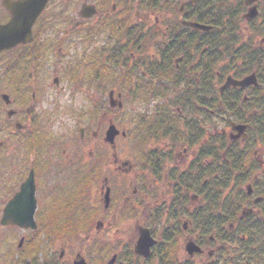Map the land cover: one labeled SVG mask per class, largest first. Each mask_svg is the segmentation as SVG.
Instances as JSON below:
<instances>
[{"label":"rangeland","instance_id":"obj_1","mask_svg":"<svg viewBox=\"0 0 264 264\" xmlns=\"http://www.w3.org/2000/svg\"><path fill=\"white\" fill-rule=\"evenodd\" d=\"M137 1L140 0H109L108 10L111 12L112 5H116V11L112 13L113 16L110 18V21L114 22L118 18L123 17L126 19L125 27L130 30H138L137 38H140L141 42L147 46L144 56L138 54L137 48L130 45L131 43L128 44L135 36L130 38H125L124 35L120 36L118 40L115 41L114 39V42L117 44L107 40L106 34L101 35L100 31L93 34L91 39L86 36L85 33L89 25L77 18L78 13L84 3L96 5L99 12H104L100 7L102 6L101 0H70L69 2L67 0H53L47 9L45 21L51 22L52 26L54 22L58 21L57 24H54L56 29L70 27L69 24L76 25L75 27H77L79 35L72 42L68 57L63 60V63L60 59L54 62L53 60L56 59V56L55 58H51L50 55L47 61L44 62L43 74L45 77L56 75L59 78L60 86L57 89H50L46 97L39 98L41 102L39 113L41 117L39 122L41 136L43 137V141L45 139L52 140L59 146V150L57 149L55 153H58L60 159L63 157V150L67 149L72 161L70 167V171H72L71 175L69 174L70 171H65L64 174V171L60 168L61 166L57 168V172L61 173L57 176L56 181L61 182L65 179L69 186L68 189H66V184L65 187L56 188L53 186L51 200L47 203L49 208L47 215L49 219L51 217V223L62 222L53 218V215L59 214L62 209L68 206L69 202H73L78 198L79 204H77L76 208L79 209V212L74 211L75 217L83 219L86 216H92V219H89L88 223H85L87 224L86 230L82 227L76 235L61 238L49 237L42 228L46 223H38L39 230L37 232H24L16 227L1 229L0 264H9L15 260L14 264H19L18 259L20 256L29 252L31 244L29 245L27 242L26 246L24 245L19 249L22 237H25L27 241H33L34 238H43L39 240L38 248L40 252L37 255V264H73L76 254H81L87 264H108L115 255L118 258L114 264H160L157 259L146 260L143 257L138 258L133 253L139 227L155 229V238L162 244L163 240L161 237L164 225L158 223H179L181 227L184 226L183 224L187 225L186 230L177 228L181 232H178L180 234H177V236L174 235L175 244L170 249L175 255L174 257L181 264H185V261L188 260L192 264H212V261L214 264H232L238 260L240 261L242 251L244 250L232 246L231 250L227 251V254L221 256L218 253L219 250L221 251V244L218 243L217 238L213 242L210 241L212 243H209L208 239L215 237L210 235L206 236V242L203 245L204 253L202 255H195L194 253L192 257H189L190 254L187 253L185 248L192 239L198 242V234L195 233L194 228H192L186 219L188 218L187 212H184L182 216H178L176 219H173L169 214L158 219V215L156 216L153 212H150V209H153L155 205H160L163 201L169 204L173 200V190L168 187L167 180L157 182L152 189L154 193L147 190L146 187L149 184V181H147V186L142 191V200L136 199L135 203L130 202L127 208H124L123 205L126 198L132 199V188L136 185L137 172L141 170V165L139 164L141 160L138 157L139 153L136 152L139 133L135 128L134 122L141 113L148 112L151 114L160 105H165L175 110L178 107L177 100L186 99L190 94L196 96L195 100L191 99L192 97L190 96V100L187 103H179L180 106L184 107L182 108V112L186 116V120L192 124L194 122L197 124L198 130L195 133L192 129L190 131L199 140L198 147L193 149L192 152L178 153L177 165L179 166V172L187 170L193 158L201 160L204 168L196 164L197 167L195 169L196 176L201 178V180L198 179L201 183L202 180L207 182L209 177L211 178L212 171L217 170V172H222L224 166H227L226 164H231L226 157V152L228 153L227 144L229 145L232 142L229 139V135L232 134L238 137L239 133L234 130V126H238L239 123L247 126V128L249 126L245 122H240L234 112L245 118L251 117L256 112H254L252 104L249 106L248 100H245L243 96L240 102H238L237 109L233 110V114L226 108H223L222 113H219L220 111L211 108L209 104L213 100H216L217 97L219 98L228 77L255 75L252 73L256 72L259 78L258 72L253 69V66H256L261 58H264V5L261 3L258 8L260 16L249 23L244 16L247 13L246 6L244 5L245 0H223L228 14L237 9V20L239 21L240 29L236 37L232 41H227L228 44L223 47V50L221 49L218 52L220 56L217 55V59L216 57H206L210 49L207 44H203L204 35L188 34L190 31L183 30L184 27L182 28V18L179 11L183 4H197L201 9L210 3V0H177L172 7L170 6L169 8V5L163 7V12L152 11L149 7H145V4H140V2L137 4ZM220 1L222 0L218 2ZM213 2H217V0H213ZM172 10L179 11V14ZM102 12L94 19L95 23H100L103 18L106 19ZM137 14L141 16L149 15L151 19L148 21L136 20ZM70 16L72 17L69 19ZM177 35H181L182 41L180 43L186 53L185 55L180 52L174 54L173 57H169L164 53H157L156 56L153 54L155 48L164 47L163 45L170 43L171 38H177ZM188 35L191 37H186ZM224 39L225 35L223 36ZM224 42L221 44L222 46ZM121 45L123 48L127 45L124 55L128 54L131 60L128 62V66L118 65L111 67L110 64L108 65L109 56L115 54L121 48ZM212 47L211 44L210 48ZM97 49H102L103 51H101V56L94 61L93 56ZM253 52L258 54L257 61H254L251 57ZM86 56L88 58L91 56V59L95 63V65H92L91 74L88 67H79V63L84 62ZM181 58L182 60H180ZM152 59L154 60L153 63L157 66L165 67L170 63L169 65H172L176 69L177 64L179 65L178 71L187 70V74L190 71L189 76H186L187 78L185 79L183 77L182 82L177 86L174 87L173 85L170 88H166L165 91L167 92L163 91V93L168 97H163V95L156 96L154 94L147 101L135 100L132 93L114 81L113 78L127 72V68L132 67L135 62L138 63L143 60L149 65ZM102 61L105 62V65ZM254 62L256 63L254 64ZM145 63L141 64V68L136 67L135 73L142 74L148 80ZM108 66L112 72L110 81L107 75ZM102 69L103 73L100 72L98 74L99 70ZM93 73L104 80L101 81L98 77L93 80ZM260 87L261 91L262 89L264 90V78L260 81ZM115 88L118 89L116 93H122L124 103V109L119 112L116 111L117 113L111 112L112 110L110 111L108 102V93ZM161 88L158 87L159 90ZM51 91L58 92L55 98L54 95H51L53 94ZM229 99L232 101V98ZM203 100L206 101L205 107H201L200 104ZM102 105H105L104 109H101ZM232 105L235 104L233 103ZM110 121L121 131L127 132L126 137L120 136L115 140V151L105 143L106 131L110 126ZM255 122L259 124L258 128L251 129L252 127H249L248 136L246 131L244 135L240 134V138H246L247 136L244 141L246 145L242 146V144L238 143L237 146L239 148H237L234 142L231 143L232 148L230 149L238 150L239 152L247 150L248 147L252 149L254 162L250 167H253L254 173L249 178L252 181L247 179L250 170L246 174L240 173L235 170L234 164H232L229 167L231 168L230 171L234 169L237 171V177L247 180L237 186L234 185L236 182H233L234 184L225 191V196H230L232 201L240 202V217L243 211L253 209L255 214L262 217L261 221H264V188L260 186L263 185L264 181V147L261 142L258 143L256 140L261 131L260 129L263 128L264 131V126L260 118L255 119ZM186 127H189V125H186ZM84 128L87 129L86 142L80 144V130ZM237 133L238 135H236ZM94 134L96 135L94 136ZM223 145L225 149L221 150ZM153 146H155L154 143L150 145V147ZM114 154L121 161L129 162L134 167L136 166L135 171H132L130 174L116 173L111 165ZM213 155L216 156V161ZM218 155H220V159ZM55 157L57 158V156ZM218 160L221 161L222 165H217ZM78 162L81 164L78 165ZM82 165L84 170H81ZM125 168H129V165ZM202 171L204 172L200 175ZM65 176L68 177L65 178ZM105 178L108 179V185L113 189L115 195V200L110 207V215H106L107 213L104 211L102 189L105 187ZM56 181H53L54 185ZM249 185H252L254 194L251 193L242 202L240 196H243L245 193L248 194L250 191ZM79 191H83V193L75 195ZM67 196L70 197L67 198ZM146 196L149 197L148 201L145 200ZM254 200H256L255 203ZM188 201L189 209L191 207V209L195 210L200 206L201 198L196 193L193 197L190 196ZM41 205L42 209L47 210L46 205ZM130 207H133L134 213L132 215H129ZM113 214H117L118 219H121V223H111ZM251 218L249 215L243 219L245 222L247 221L246 223L259 222H255V219ZM178 219L180 221H177ZM102 220L104 221V227L98 231L96 230L97 221ZM62 250H64V254L61 259L60 254ZM212 250L216 252L213 256H210L209 253ZM257 251H259V247H254L251 251L255 257L258 255ZM28 261H25V264L29 263ZM30 264H32L31 261Z\"/></svg>","mask_w":264,"mask_h":264},{"label":"flooded vegetation","instance_id":"obj_2","mask_svg":"<svg viewBox=\"0 0 264 264\" xmlns=\"http://www.w3.org/2000/svg\"><path fill=\"white\" fill-rule=\"evenodd\" d=\"M23 0H0V26H4L9 24L12 19L13 15L11 12L12 8H15L20 2ZM70 0H67L69 2ZM109 0H101V10H104L102 14L105 15L106 19L103 18L100 23H95L94 19L101 14L99 12V9L96 5H94L97 9V15L91 19L88 20H82L81 19V11L78 13V19L81 21H84L88 23V28L86 30V36L91 39L93 37V34L97 33L98 31L102 34H106V39L109 41H112L114 44H117L115 41L118 40V38L121 36H125V38L134 37L133 40H131L130 45H133V47L137 48L139 38L138 37V30H130L127 27H125V21L123 17L118 18L116 21L111 22L110 18L113 16L112 13L116 11L117 6L112 5L111 12L108 10L109 6ZM197 1V0H195ZM53 0H50L46 10L44 13L38 18V20L35 22L33 28H32V35L30 40L26 42V44H19L15 46L12 49L3 51L0 53V232L1 229H9L12 226L3 227L1 226L2 218L5 214V212L11 211V206L15 198L22 192L23 186L27 183L29 180L30 175L32 172L34 173V184H35V198H36V214L35 219L37 223H51V219L48 218L47 211L48 206L47 203L51 200V194L53 191V186L61 187L66 184V189H68V184L63 179L61 182L56 181L57 176L61 172H57V168L61 166V170H63L64 174L65 171H70L71 167V160L68 155L67 149L63 150L62 158L58 156V153L55 151L58 149L59 146L55 142L50 141H43V137L41 136V126L39 124L41 117L39 116L40 110H41V102L39 100L40 97H46L49 94L50 89H57L60 85L59 78L55 75L52 77L46 76L43 74V68L45 67L44 62L47 61L48 56L50 55L51 58L56 59L53 60L54 62L58 59L63 60L68 57L69 48L72 45V42L75 40L76 36L78 35L77 27L76 25L69 24L70 27L67 28H58L56 29L54 27V24H57L58 21L54 22L53 26L52 23L49 21H45V14L49 6ZM145 4V0L137 1V4ZM261 3L264 5V0H259L257 2H253L252 4L248 5L244 1V5L246 6L247 15L252 8H256L258 15L260 16L259 6ZM152 5L153 2L151 3ZM85 5H89L87 3H84L81 7L82 8ZM189 5H195V4H183L180 9V15L182 18L181 24L183 30L190 31L188 34H203L205 31L203 30H196L192 27L184 25V23H198L202 26L200 22L196 21L198 18H194L193 16L196 14H200V10H192L187 11V8ZM244 15V16H245ZM72 16L69 17V19ZM136 20L140 19L142 21H148L150 20L149 15H140L137 14L135 17ZM189 19H194V21H191ZM256 19V18H254ZM251 20L250 22L254 21ZM68 20V18H67ZM249 22V23H250ZM98 25V26H97ZM124 33V34H122ZM129 35V37H128ZM186 37H190L189 35ZM88 39V40H89ZM182 41V39H181ZM90 43V42H88ZM127 44V45H128ZM181 44V43H180ZM126 45V46H127ZM126 46L123 48L121 45V48L116 51L115 54H112L109 56V60L111 61L113 58L115 65L122 66V55L124 56V51H126ZM169 48H172V46L169 44L166 45V49L169 50ZM103 51L102 49H100ZM57 53H56V52ZM181 54L185 55V51L183 50L182 46L180 47ZM123 53V54H122ZM166 55V54H165ZM86 58H88L86 56ZM90 58V57H89ZM183 58V57H182ZM182 58L180 60H182ZM179 60V61H180ZM152 60L150 63H153ZM125 66H128V62L125 64ZM179 65L176 64V69L178 70ZM23 72L26 74L23 75ZM190 72V71H189ZM188 72V73H189ZM237 80H243L246 76H239L233 77ZM229 78V77H228ZM260 86V84H259ZM258 87H247L245 89H242L240 87H229L230 89H238L242 92H240V95L245 98V100H248V93L249 91L253 90V88L258 89ZM48 90V91H47ZM52 92V91H51ZM222 92V91H221ZM234 92V91H233ZM236 92V91H235ZM55 96L58 94V92H52ZM237 93V92H236ZM262 95L264 96V90L262 89ZM53 98V97H52ZM2 102V103H1ZM213 102H211V108H213ZM102 109L105 108L103 105L101 107ZM205 110V109H204ZM217 110V109H216ZM217 112V111H216ZM113 123L110 121V124ZM86 134L87 129L84 128V136L83 140H80L79 142L81 144H84L86 142ZM190 135L188 139L185 140L184 145L173 155V157L167 158V153L163 152L162 160H159L156 158V160H152L151 158H148L146 163H140L141 170L137 172V176L135 179L136 185L132 188L133 195L132 199L126 198L125 204L123 205L124 208H127L130 202L135 203L136 199L142 200V191L143 188L147 186V181H149L148 186L146 187L147 190L150 192L154 191L153 186L157 184V182H161L163 180H167L168 187L172 188L173 194L178 192L180 190V176L181 172H179L178 169L175 167L170 166V161H173L174 165H177L178 161V153L182 152H192L193 144V134L191 131L188 132ZM96 134H94L95 136ZM192 136V137H191ZM42 139V140H41ZM229 139L232 141L231 143H240L242 146H245L246 143H244L245 140H238L236 136L229 135ZM242 139V138H241ZM197 142L198 139H195ZM189 141V143H188ZM227 144V150L230 149V145ZM224 147V145L222 146ZM164 148H167V145H164ZM163 148V149H164ZM160 150V149H159ZM57 156V158L55 157ZM149 157V155H148ZM214 160L215 155H213ZM155 158V157H154ZM63 159V160H62ZM194 160V159H193ZM192 160V161H193ZM192 161L190 162V166L187 170L183 171L184 173H187L188 178H184V181L182 182L183 187L190 191V196L193 197L194 194L199 193V188L202 189V184L200 181H197L199 177L197 176V179L195 180V169L197 165H193ZM162 162H165L163 169H161ZM81 163L78 162V165ZM113 166L114 171L118 174H130L132 171H135L136 166L134 167L129 162H123L121 161L116 154L113 155V162L111 164ZM129 165V168H125ZM146 165V166H145ZM83 166V165H82ZM72 171L69 172L71 175ZM149 174V175H148ZM147 175V177H145ZM211 175L217 176V170H214L211 172ZM68 176H65V178ZM187 179V180H186ZM53 181H56V184L54 185ZM152 181V182H151ZM256 181V177H255ZM109 181L107 178L104 180V186L102 190L105 194L107 189L110 190V207L112 202L115 200V195L113 193V189L108 185ZM107 186V187H106ZM199 187V188H198ZM248 188L250 191L248 192V196L251 195V193L254 194V190L252 189V185H249ZM43 197V201H42ZM68 197V196H67ZM148 198V199H147ZM145 200L148 201L149 197L146 196ZM164 200V199H163ZM162 200V201H163ZM264 200V199H263ZM256 200H254L255 203ZM46 205L47 210L42 209V205ZM171 203H167L166 201L161 202L160 205H155L153 209H150V212L154 213V215H158V219L160 217H165L166 215H170L171 211ZM110 207L108 209L104 208L106 215H110ZM23 206L19 203L14 206L13 211L18 213H13L15 215L21 216V210ZM69 208L65 207L62 211H67ZM190 210L191 207H190ZM129 215H132L133 207H130ZM67 213V212H64ZM259 216L258 214L254 213L253 209H248L247 211H243V214L241 215L242 218H246L248 216ZM75 216V215H74ZM76 222L74 223H88L89 219H92V216L84 217L83 219L75 218ZM111 223H121V219L119 220L117 217V214H113L111 218ZM58 221H62L61 223L66 222V218L61 216ZM99 221H97L98 223ZM104 223V221H101ZM188 222L191 224L192 228H194V231L196 234H198V242L196 240H191L189 243L194 244L196 247H198L201 252L196 253L195 255H202L204 253L203 249V232L201 231V226H196V223H193L190 219H188ZM164 225V231L162 233L161 239L164 242V239L166 236H168L171 232H173V238L174 235L177 236V228L186 230L187 225L183 224L184 226L181 227L179 223H158ZM198 229V230H196ZM142 230H148L151 237L155 241V244L151 248V254L149 257L144 259H158V251L157 247L161 245L159 241L155 238L156 230L150 229L147 227H139L137 232V238L136 243L134 246L133 253L136 257H142L137 252V246L138 242L140 240L141 232ZM210 241L214 240V237L209 238ZM162 242V243H163ZM188 243V244H189ZM187 244V245H188ZM186 250V248H185ZM216 251L212 250L209 255L213 256ZM188 253V252H187ZM64 252L60 254V258H63ZM133 256V254L131 253ZM79 254H76L77 258ZM116 261H117V256ZM156 257V258H155ZM190 257V256H189ZM76 259L73 264H75ZM212 264L213 261H212Z\"/></svg>","mask_w":264,"mask_h":264},{"label":"trees","instance_id":"obj_3","mask_svg":"<svg viewBox=\"0 0 264 264\" xmlns=\"http://www.w3.org/2000/svg\"><path fill=\"white\" fill-rule=\"evenodd\" d=\"M177 0H145V7H149L152 11H158L163 12L162 9L166 5H169L172 7L174 3ZM217 0V2H213V0H210V3L206 4L203 8H199L197 4L195 5H189L187 8V11L192 10H200V14H196L193 17L198 18L196 21L200 22L203 25L210 26L212 29L208 32H204L202 35L205 36L203 38V44H207L210 51L207 52L206 57L207 58H217L220 56V50H223V47H225L228 43L227 41L233 40L236 37V34L239 32L240 26L239 21L237 20V9H234L235 11H232L231 14H228L225 10L224 1ZM150 2H153L154 5H152ZM174 7V6H173ZM174 11V10H172ZM180 11V10H179ZM179 11L175 10L174 12L179 14ZM191 21H194V19H189ZM225 35V39L223 40V36ZM178 36V35H177ZM190 36V35H189ZM164 37V35H163ZM191 37V36H190ZM223 40V41H222ZM225 41V42H224ZM181 35H179L177 38H171L170 45L172 48L166 49V45H163L162 48H155L153 50V54L155 56L157 53H164L169 57H173L174 54L180 51L181 47ZM224 42V45L221 44ZM212 44V48L211 47ZM161 46V45H160ZM221 46V47H220ZM147 49V46L141 42V39L139 38L138 46H137V52L141 56H144L145 50ZM101 50L97 49L94 52L93 60H97L101 56ZM126 53V52H125ZM123 54V53H122ZM251 57L254 59V61H257L258 54L256 52H253ZM91 58V56H90ZM114 59V58H113ZM110 61V64L115 65L116 63L114 60ZM88 59H85L84 62L79 63V67H88L87 65L92 64V61L89 59V62H87ZM131 60L130 56L126 54V56L122 55V63L125 67V64ZM153 60V59H152ZM154 61V60H153ZM102 63L105 65V62L102 61ZM139 63V65H138ZM135 62V64L132 67L127 68V72L121 73L118 76V81L121 86H123L126 90L131 92L133 94V98L140 99L141 101H147L151 96L154 94L156 96L163 95V97H168L164 92L166 88H170L174 85L177 86L179 83L182 82L183 77L184 79L187 78L186 76H189V73L187 74V70H176L174 67L167 64L165 67L157 66L154 63H150L147 65L143 60L139 62ZM146 64V70L148 74V80L145 76L139 73H135V68H141V64ZM256 62H254L255 64ZM109 65V63H108ZM252 67V66H251ZM254 70H257L259 75V81H262L264 78V58H261L256 66H253ZM110 71L108 67V72ZM26 74L23 72V75ZM186 74V75H185ZM74 79V77H73ZM104 80V79H102ZM190 81V79H188ZM158 87H162L161 90L158 89ZM234 91V92H233ZM237 93H236V92ZM169 92V91H168ZM240 90L238 89H230L227 88L224 91H222L219 95V98L217 97L216 100H213V108L220 111L219 113H222L223 108H226L231 114H233V110L237 109L238 102L241 100ZM261 88L255 89L249 91L248 93V103L249 106L252 104L254 108V112L256 114L252 115L249 118H245L242 115H238L237 112L235 113L236 118L239 119L240 122H245L246 124H249L251 129L258 128V123L255 122V119H261L263 126H264V96L262 95ZM192 97L191 99L195 100L196 96L194 94H190ZM190 96H188L186 99H181V101L177 100L178 107L174 109H170V107L165 105H160L157 107L156 111L152 114L141 113L136 121L134 122L135 128L138 131V142L137 144L141 149L146 153L145 159L146 161L148 158H151L152 160L159 159L162 160L163 152L167 153V158H172L173 154L176 153L185 143V140L190 138L188 132L190 129L195 133V131L198 130L197 124L194 122L192 124L191 122L186 120V116L183 115L182 112V106L179 105L180 102H188L190 99ZM229 98H232V101H230ZM164 99V98H163ZM180 99V98H179ZM243 100V99H242ZM192 101V100H191ZM235 105H232V104ZM258 103V104H257ZM201 107H205L206 101H202ZM211 107V104H209ZM233 107V108H231ZM261 107V108H260ZM186 125H189V127H186ZM258 136L256 137L258 143L261 142V144L264 147V131L263 128L260 129ZM251 131V130H250ZM192 137V136H191ZM193 144L192 148L198 147V143L193 137ZM155 141L156 143H165L167 145V148L164 149H155L153 151H146V148L150 144L149 142ZM189 143V141H188ZM190 144V143H189ZM238 143H236V146ZM232 148V145L230 149ZM239 148V146H237ZM236 148V149H237ZM225 147H221V150H224ZM228 150V153L226 152V157L229 163L226 164L227 166H224L222 172H217L216 175H211V178L209 177L208 181L202 180V189L199 187V197L201 198L200 206L197 209H189V201L188 198H190V191L185 189L183 187V181L184 178H188L187 173L181 172L180 176V190L173 194V200L171 204V211L170 216L173 219H176L178 216H182L184 212H187L188 218L187 220L191 219L193 223H196V226H201V231L203 232V242H206V236H215L214 239L217 238L218 243L221 244V251L219 250V254L223 256V254H227L228 250L232 248V246H235L237 248H240L242 251L241 259L237 262H233L232 264H264V221H261L262 217L258 216H251L253 219H255V222L257 223H246L242 217H240L239 209H240V202L238 201H232L230 199V196H225V191L230 188L233 182H236L234 184L235 186L240 185L241 183L246 182L247 179L251 178V175L254 173L253 167L250 166L253 164V155H252V149H248L245 151L238 152L236 150ZM220 150V149H219ZM220 153V152H218ZM206 154V152H205ZM149 155V157H148ZM155 157V158H154ZM218 158L220 159V155H218ZM194 159V158H193ZM193 165H200L202 168H204L203 163H201V160L194 159L192 161ZM166 163L162 162L161 169H163L164 165ZM232 164H234L235 170H237L240 173H247L248 170H250L248 178L247 179H240V177H237V174L234 169L230 171ZM217 165H222L221 161H217ZM146 166V165H145ZM176 168V167H175ZM249 168V169H248ZM177 169V168H176ZM81 170H84V167L81 168ZM204 171L200 172V175L203 174ZM80 173V172H79ZM232 173V175H231ZM208 174V172H207ZM197 179V176L194 178ZM201 180V178H199ZM252 181L251 179H249ZM198 181V179H197ZM206 182V184H205ZM264 188V181L263 185H260ZM83 191L77 192L75 195H81ZM264 194V191H263ZM70 197V196H69ZM67 197V198H69ZM248 194L245 193L243 196H240L242 198V202L247 199ZM232 198V197H231ZM238 198V197H236ZM235 198V199H236ZM231 200V201H230ZM77 204H79V199L76 198L73 202L68 203V210L67 211H60L59 214L56 213L53 215V218L58 219L63 216L66 218V222L64 223H46L45 226H42L44 232L50 236H54L56 238L66 237V236H74L76 235L79 230L83 227L86 230L85 223H74L76 222V217L74 211H78L79 209L76 208ZM67 212V213H64ZM251 218V219H252ZM51 219V217H50ZM176 221V220H175ZM177 221H180L178 219ZM237 228V230H235ZM198 230V229H196ZM178 232H181L180 230H177V234H180ZM39 233V232H38ZM42 233V232H41ZM43 238L40 237L34 238L33 241H27V244H31L29 247V252H27L24 255V259L30 260L32 264H37L38 259L37 255L40 252L39 246V240H42ZM209 240V239H208ZM209 243L210 240L208 241ZM216 242V241H215ZM175 244V238H173V232H171L166 238L164 239V242L157 247L158 251V259L157 261L160 262V264H181L174 256L172 251L170 249L173 248ZM254 247H259V251L256 253L258 254L256 257L252 254V249ZM225 258V257H224ZM36 261V263H34ZM30 264V263H26ZM185 264H192L191 261H185Z\"/></svg>","mask_w":264,"mask_h":264},{"label":"water","instance_id":"obj_4","mask_svg":"<svg viewBox=\"0 0 264 264\" xmlns=\"http://www.w3.org/2000/svg\"><path fill=\"white\" fill-rule=\"evenodd\" d=\"M49 0H23L20 2L15 8L11 9L13 19L12 21L5 25L0 26V53L14 48L18 44H26L28 40H30L32 35V28L36 22V20L40 17L42 12L44 11ZM259 0H246L248 5L253 2H257ZM96 10L94 7L85 6L81 12V17L83 19H89L93 15H95ZM255 16H257V9L254 7L250 10V12L246 15V18L251 20ZM187 26H190L194 29H202L209 30L204 26H200L199 24L187 23ZM257 78L256 75H252L244 79L243 81H236L231 77L228 78L226 85L223 87L227 88L230 86L233 87H241L246 88L249 86H257ZM121 97V96H119ZM113 93H111V105L113 108H122L123 104L121 101L114 102ZM234 130H236L239 135L236 137L240 138L241 135L245 134L247 130V126L238 125L234 126ZM120 132L114 127L111 126L106 133V142L110 145L114 146L115 139L119 136ZM241 134V135H240ZM125 135V134H124ZM105 208H108L110 204V190L107 189L104 197ZM21 204L23 206L21 212V216L15 215L18 212L13 211V208L17 204ZM37 209L36 198H35V186L33 183V175H31L30 179L23 186L22 192L15 198L12 203L11 211L5 212L1 225L8 226L14 225L23 230H33L35 231L37 227V223L35 221V213ZM15 213V214H13ZM102 223H98L97 228L100 229L102 227ZM23 243V239L21 240L20 246ZM155 244V241L151 237L148 230H142L140 240L137 246V252L145 257H149L151 254V248ZM186 251L190 256H193L194 253H200L201 250L196 247L194 244L189 243L186 246ZM116 257H114L109 264H114ZM75 264H86V261L78 256V260H76Z\"/></svg>","mask_w":264,"mask_h":264}]
</instances>
